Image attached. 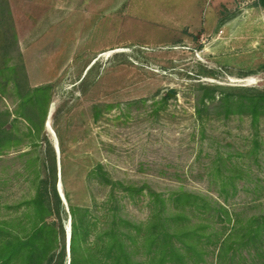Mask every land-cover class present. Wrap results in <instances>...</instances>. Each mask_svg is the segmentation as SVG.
<instances>
[{
    "label": "rangeland",
    "instance_id": "374dc122",
    "mask_svg": "<svg viewBox=\"0 0 264 264\" xmlns=\"http://www.w3.org/2000/svg\"><path fill=\"white\" fill-rule=\"evenodd\" d=\"M205 88L264 94L259 0H0V227L31 235L43 194L64 264L75 219L77 264H106L116 235L134 264H161L152 195L190 193L210 206L169 227L198 230L189 264H219L233 227L264 216V116L200 120ZM232 242L226 261L263 254Z\"/></svg>",
    "mask_w": 264,
    "mask_h": 264
},
{
    "label": "trees",
    "instance_id": "16d2710c",
    "mask_svg": "<svg viewBox=\"0 0 264 264\" xmlns=\"http://www.w3.org/2000/svg\"><path fill=\"white\" fill-rule=\"evenodd\" d=\"M259 3L264 7V0H259ZM205 90L204 95L198 100V107L196 109L197 117L200 120L209 116L221 117L223 115L224 117H228L231 114L240 113L248 115L256 126L260 117L264 116V94L248 95L239 99H234L230 96H222L217 100V97L214 94L216 91L215 88H205ZM207 103H210V105ZM3 133L4 132L0 128V137ZM52 192L57 200L58 206L62 205L56 188V183H54ZM152 196H154L156 201L162 204V210L154 209V211H152V218L150 221V230L155 231L154 235L156 237L153 240L159 243L158 246L162 251L160 253L162 257L160 259L161 264H189V258H191L190 255L192 253L200 256V241H197V243L195 242L190 246L189 244L184 243L183 239L191 236L199 237L197 234L198 230H181L180 232H173L170 229V224L174 223L173 225H178V221L188 220V217L186 216L188 209H207L210 206V203L204 197L184 192L175 193L168 199H162L161 196L156 194ZM168 202L173 204L176 209L175 212H178L171 220H165L163 217ZM34 204L38 213L42 214V221L38 224L39 226H34L32 230L33 232L27 238L20 239L18 237H13L0 227V237L2 238L0 243V264H64L65 254L62 253L57 257L52 249L54 238L56 239L54 228L44 222L46 216L48 217L50 214V203H47L43 194H39L33 201V205ZM76 213H78V210L74 209V217H76ZM85 221L86 220L83 219L78 225L77 219L74 220L73 235L70 238V252L72 255L70 264H77L75 258V241L77 233H79L82 226L85 224ZM200 228L199 231L203 230L202 227ZM161 229L162 231L159 232ZM237 234L238 243L236 244L238 247L247 246L250 241L258 240H263L264 244V216L250 222L249 225L242 230H239L235 226L233 227L231 233L223 242L222 246L224 247L220 253L219 264H234V259L230 262L226 261L227 250L225 251V247L233 243L232 239ZM115 237L117 240H115V243H112V247H109V253L111 255L106 260V264H108V262L110 264H134L123 239H120L118 235ZM177 240H180V242ZM178 242L180 243V247L177 245ZM181 244L184 245L182 246ZM260 259L262 260L261 262H259ZM253 261V264H264V251L263 254H258Z\"/></svg>",
    "mask_w": 264,
    "mask_h": 264
},
{
    "label": "water",
    "instance_id": "95a60500",
    "mask_svg": "<svg viewBox=\"0 0 264 264\" xmlns=\"http://www.w3.org/2000/svg\"><path fill=\"white\" fill-rule=\"evenodd\" d=\"M60 185H61V183H60ZM58 190H59V192H61V191H60V190H61V189H60V186H59V189H58ZM60 196H61L62 200L64 201V200H65V198H64V196H63V194H62V193H61V195H60Z\"/></svg>",
    "mask_w": 264,
    "mask_h": 264
},
{
    "label": "bare ground",
    "instance_id": "6f19581e",
    "mask_svg": "<svg viewBox=\"0 0 264 264\" xmlns=\"http://www.w3.org/2000/svg\"><path fill=\"white\" fill-rule=\"evenodd\" d=\"M60 186V185H59Z\"/></svg>",
    "mask_w": 264,
    "mask_h": 264
}]
</instances>
